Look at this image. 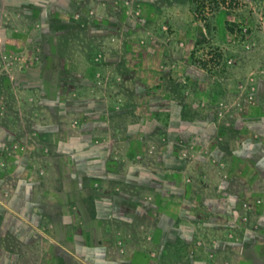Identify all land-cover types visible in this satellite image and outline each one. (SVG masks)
I'll use <instances>...</instances> for the list:
<instances>
[{
    "label": "crops",
    "instance_id": "0c3cea01",
    "mask_svg": "<svg viewBox=\"0 0 264 264\" xmlns=\"http://www.w3.org/2000/svg\"><path fill=\"white\" fill-rule=\"evenodd\" d=\"M157 1L94 0V4L102 9L99 14L104 16L95 18L89 27L91 33L103 41V65L110 69L103 74L111 80L109 87L93 89L92 80L100 75L99 68L68 70L69 61L51 54L49 47H53L48 40L45 44L49 51L45 58L47 61L60 59L64 68L59 76L62 85L57 82L53 98L45 100L39 67L29 70L22 80L36 97L39 96L38 102L47 101L44 104L47 113L60 116L59 127L66 130L76 121L77 127L84 129V137L86 134L94 137L93 166L107 172L111 163L119 165L115 166L117 173L123 174L122 177L131 184L125 188L118 185L106 192L113 194L110 196L119 202L114 214L108 217L125 219L124 222L143 219L156 225L147 234L158 244L151 251L155 256L152 264H264V206L261 205L264 203V138L259 142L251 139L244 128L247 122L264 121L260 102L264 101V81L256 90L254 117L234 119L236 133L229 132L230 137H224L223 143L216 142L215 98L240 95L241 89L216 88L207 72L189 63L182 48L175 43V33L167 35L159 28H149L150 32L146 33L135 25L132 17L136 10L129 3L152 7ZM29 2L31 13L44 20L47 33L63 35L74 28L65 18L75 11V0H46L45 4L39 3L40 0ZM54 2L60 5L61 12L54 10ZM221 16L219 13L216 19L219 28L223 22ZM198 29L196 27V31ZM219 30L226 33L224 28ZM253 34L256 45L258 31L254 30ZM138 37L146 38V41L140 44ZM38 40L33 37L32 43ZM136 47L145 52L143 56L135 55L133 49ZM170 48L174 50L169 51ZM171 81L178 84L189 81L194 88L178 94L165 88ZM60 96L61 101L58 100ZM120 127V130L125 129L124 135L120 134ZM107 130L110 139H101V134ZM61 143L74 145V142ZM155 146L156 151L153 150ZM151 153H154L155 165L149 168L143 158ZM81 157L76 154L75 161ZM90 170L88 166L83 171L79 169L78 177L85 179L98 174V171L92 173ZM72 171L70 167L68 174L75 177ZM135 177L140 184L133 183ZM101 198H95L94 220L97 224L104 218ZM155 198L159 202L154 201ZM247 201L253 204L251 212ZM77 210L87 222L82 207ZM119 210L127 211L125 218L120 217ZM69 220V216H61L62 223L67 226ZM37 232L33 235V244L40 242L41 245L45 239L54 247L66 250L55 235L45 234L39 227ZM66 240H70L69 235ZM172 241H204L207 245L203 250L173 252L167 249ZM84 250L82 247L78 252ZM36 252L37 255L45 254L43 247Z\"/></svg>",
    "mask_w": 264,
    "mask_h": 264
},
{
    "label": "rangeland",
    "instance_id": "374dc122",
    "mask_svg": "<svg viewBox=\"0 0 264 264\" xmlns=\"http://www.w3.org/2000/svg\"><path fill=\"white\" fill-rule=\"evenodd\" d=\"M75 1V11L65 18L74 28L63 35L46 32L44 20L31 13L29 0H2L0 5V264H152L155 256L151 251L158 244L147 234L156 225L143 219L124 222L125 219L108 217L114 214L119 202L106 192L118 185L125 188L131 184L123 174L117 173L115 166L119 165L111 163L107 172L93 166L94 137L89 134L84 137V129L77 127L76 121L66 130L59 127L60 116L47 113L44 106L47 101L38 102L39 96L36 97L22 80L29 70L39 67L44 84L43 97L45 100L53 98L55 84L62 85L59 76L64 68L60 59L46 60V52L50 49L56 58L69 61L68 70L99 68L100 75L92 80L94 90L110 86V78L103 74V71H110L103 65V41L94 36L89 27L95 18L101 17L102 9L94 0ZM39 3L45 4L46 0ZM123 4L126 7L125 2ZM129 5L136 10L132 17L135 25L146 33L150 32L149 28H159L167 35L175 33V43L182 48L189 63L207 72L216 88L241 89L240 95L215 98L216 142L223 143L230 133H236L234 119L254 117L256 90L264 81V0H158L152 7L134 2ZM52 6L56 12H61L56 2ZM219 13L223 19L220 28L216 21ZM196 27L201 30L196 31ZM218 28H224L226 33ZM254 30L258 31L256 45ZM33 37H38V42L32 43ZM138 39L140 44L146 41V38ZM47 40L53 49L47 48ZM172 50L174 48L169 51ZM133 51L137 56L145 53L138 47ZM171 82L165 88L178 94L194 88L189 81ZM260 102L264 109V101ZM244 128L251 139L259 142L264 138V121L247 122ZM124 131L120 130V134L124 135ZM101 135V139L108 140L111 134L107 130ZM63 141L74 142V145H64ZM153 150H157L156 146ZM76 154L82 155L78 161H75ZM153 157L151 153L143 158L149 168L155 165ZM68 164L75 177L68 174ZM87 166L92 173L98 171V174L91 173L92 176L80 179L78 174ZM133 183L140 184L139 179L135 177ZM99 196H102L104 218L97 224L95 198ZM155 200L159 202L158 198ZM80 201L82 205H77ZM246 203L251 212L253 204ZM78 207H82L87 222L79 214ZM124 212L127 211L119 210L120 217H126ZM61 216L70 217L69 226L62 223ZM38 227L45 234L55 235L66 250L54 247L45 239L41 245L40 242L33 244ZM68 235L70 240H66ZM206 245L204 241H172L167 249L173 252L203 250ZM41 247L45 254L37 255L36 249ZM82 247L84 252H78Z\"/></svg>",
    "mask_w": 264,
    "mask_h": 264
},
{
    "label": "water",
    "instance_id": "95a60500",
    "mask_svg": "<svg viewBox=\"0 0 264 264\" xmlns=\"http://www.w3.org/2000/svg\"><path fill=\"white\" fill-rule=\"evenodd\" d=\"M199 30H201V29L199 28Z\"/></svg>",
    "mask_w": 264,
    "mask_h": 264
}]
</instances>
